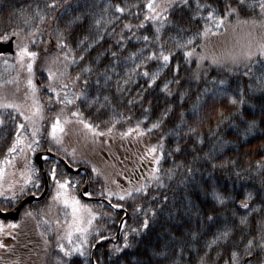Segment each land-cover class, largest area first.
Masks as SVG:
<instances>
[{
  "label": "trees",
  "instance_id": "obj_1",
  "mask_svg": "<svg viewBox=\"0 0 264 264\" xmlns=\"http://www.w3.org/2000/svg\"><path fill=\"white\" fill-rule=\"evenodd\" d=\"M111 2L121 3V6H124V0H111ZM128 2L143 3V0H128ZM200 2L211 4L213 8H219L218 14H223L224 0H200ZM51 3H58L57 8L46 7V4ZM104 3L105 0H67V2L66 0H0V33L15 29L20 31L23 39L28 36L29 32H37L35 37L30 38L35 39L36 44H31L29 39L23 40L24 43H29L31 50L40 54L34 66V82L40 89L37 95L39 102L44 106L45 122L37 131L35 139L40 142L41 150L51 149L56 154L65 157L75 168L82 166L89 168V162L83 154L80 155L79 150L73 155L75 159L70 156L68 153L69 139L58 145L49 135L53 118L64 106L56 104L54 94L44 90L48 83L47 73L41 69L46 67L47 61L55 55L59 54L63 57V53L67 51V49L61 50L56 47L61 33L65 38L62 42H66L75 51L78 59L82 49L77 46V42L89 35L93 18L102 14L101 7ZM37 4L41 14L45 16L44 22L41 23L37 19L31 27L26 26L23 16L34 15ZM16 9H23V15L17 13L12 16ZM132 11L141 10L132 9ZM194 12L195 0L190 8H183L178 3L175 14L183 15L187 21L190 16L194 15ZM82 14H84L83 23L70 25V21ZM199 16L206 17L207 10H202ZM259 17L257 10L254 13H242L240 20L259 19ZM142 18L143 11L139 19ZM139 19L126 13L115 24L108 25L107 31L102 32L104 41L97 44L90 52L85 53L86 60L79 62V66H69V72L73 77L84 66L90 65L93 72L83 74L73 89L77 93H86V97L76 101L75 105L64 108L61 118L73 121L65 125V127H71L77 119L71 113L78 109L85 122L94 127L98 126L96 131L108 133V129L115 124L110 134L96 137L100 142L117 143L109 148L117 154L114 160L117 161L118 167L121 166V169L131 168L132 165L136 167L147 148L162 143L164 158L159 165L160 181L149 183L147 195L136 194L135 201H118L115 196L110 197L112 203H121L127 207V214H125L122 210L112 209L109 202L103 200H109V198H106V194L101 195L106 190V182L102 173L99 174L92 170L89 193H92L91 197L97 200L86 201L80 197V189L86 181L85 174H70L60 161L54 158L45 159L44 168L49 174L50 181L49 193L42 202L27 205L21 210L17 221L19 228L12 230L15 239L3 240L12 250L0 249V264H57L59 259L67 261V258L55 254L56 251L50 249L48 244L45 245L46 235H41L43 233L42 224L46 220L43 209L48 206L56 190V185L50 175L53 167L56 168L57 179L61 182L69 181V179L75 180L73 183L77 189V197L98 216L94 222L93 234L89 237L88 251L91 253L89 264H93L97 259H99V264H231V251L242 252L246 240L260 231V224L264 222V167L258 165L264 164V149H262L264 121L261 120V105H264V96L257 95L250 100V104L255 105L254 108L247 105L242 108L245 114L244 120L255 118L258 121V126L253 133H247L246 124L243 120L233 117L232 113L235 109L227 105L226 98L213 95L219 84H213L212 81L225 79L232 91L236 90L237 83L246 89L247 85L254 81H249L248 77L243 76L246 68L242 65L236 69L239 73L237 75H232L226 70L227 68L199 65L200 50L197 49V45L202 41L199 37L195 41L196 51L190 62L186 61L184 51L191 50L192 46L177 50L169 43L168 48L176 54L169 67L161 73L160 79L151 88L148 87L147 78L140 74L145 70L144 67L141 66L137 71L132 72L133 62L125 59L130 53L139 52L143 48L145 51L135 63L147 64V70L150 72L158 70L159 62L143 60V56H147L155 49L151 44L145 45L142 40L125 39L126 50L120 54L119 61L114 65L110 54H106L100 64L91 63L98 53L105 52V49L109 47L113 51H120V46L115 45L118 37L109 35L113 27L116 33H119L125 23L135 25L139 23ZM235 22H237L236 17H230L226 24L231 25ZM205 23V20L199 18L192 20L191 30L184 33L182 39L186 40L198 31H202ZM92 31L94 33L95 30L92 29ZM133 31L137 36L149 34L144 29L134 28ZM124 34L126 38L131 35L126 30ZM168 35H175V33H166V38ZM88 42L91 43V39ZM254 62L250 65L252 74L259 76L257 73L261 68ZM177 64L179 65L178 73L175 71ZM11 65H15L14 59H9L7 64L4 61L0 62V84L4 85L0 88V94L2 95L9 88L7 87L9 84L5 81L15 80L18 77V83L26 85V95L32 104L30 90L27 87L26 71L21 73L18 65L15 67ZM113 66L115 71H111ZM105 68L109 69L107 75L111 76V80L107 83H105V78L99 75L105 71ZM98 78L99 84L96 83ZM174 78H178L180 84L171 82L169 88L172 94L168 95L161 89L165 82L173 81ZM84 79L88 80L87 85L84 84ZM50 96L53 97L51 102L49 101ZM97 96L100 99L93 103ZM104 96L109 97L111 104L104 100ZM221 100H224V103H221ZM220 112L224 113L226 119L219 115ZM0 116L4 118V124L0 125V168L6 160H12L16 174L14 177L19 180L18 188L14 191L18 192L20 187L24 186L28 193V195H18L14 201L5 199V197L12 196L10 190L8 194L0 195V208L13 211L31 193L40 195L43 192L44 179L41 171L37 170V176L32 179V183L24 185L28 162H24L13 153H8L9 147L15 141L17 131L24 137L25 129L18 130L17 128V125L23 124V120L18 117L17 112L7 114L3 111L0 112ZM165 116L166 119L162 120ZM161 121L159 129L143 137L137 136L136 133L123 139L120 136V133L126 132L129 128H135L138 124L141 130L147 131L153 123ZM193 128L196 129L195 134L190 131ZM199 139H203V144L198 142ZM28 142L29 139L26 138L25 143ZM119 145L122 149L117 151ZM178 145L182 151L177 153L173 150ZM189 168L192 169L191 172L188 171ZM35 183H39V188L34 186ZM68 191H71L70 187ZM249 192L254 198L250 207L244 209L240 207V204ZM214 194L222 195L224 203L215 199ZM133 203L142 207L140 213L133 214L132 207H128ZM61 208L63 207L59 204V212L62 211ZM253 209L256 211L253 212ZM150 210L155 211V217L151 215ZM26 211L32 212L33 215L26 216ZM145 213H148L149 228L141 230L139 235L131 233L130 228H140ZM209 216L213 219L208 220ZM242 216L248 217L247 225L239 224ZM122 219L127 220L128 228L120 230L118 236ZM226 229H234L232 238L227 242L219 240L216 244H212L215 237ZM96 230L110 239L97 244V248H92L91 244L96 243ZM125 231L129 232V242L132 247L118 255L114 254L112 251L114 246L123 247ZM2 239L0 237V240ZM209 245L212 246L209 247ZM155 252H165L167 255H154ZM82 261L81 257H73L69 264H82Z\"/></svg>",
  "mask_w": 264,
  "mask_h": 264
},
{
  "label": "snow or ice",
  "instance_id": "obj_2",
  "mask_svg": "<svg viewBox=\"0 0 264 264\" xmlns=\"http://www.w3.org/2000/svg\"><path fill=\"white\" fill-rule=\"evenodd\" d=\"M67 2V0H66ZM193 0H143V3H129L128 0H124V6H121V3H112L111 0H105V3L101 7V15L94 16L92 21V29H94V33L92 29L89 30V35L85 36L83 39H80L77 42V46L82 49L81 54L78 59L76 53L73 49L69 47L66 42H62L63 34L61 33L56 42V47L64 50L67 49L63 53V57L59 54L55 55L49 61H47V66L42 68L41 71L47 73V85L44 90L54 94V99L56 104H61L64 107L61 108L60 112L55 115L53 118V122L51 124V132L49 135L56 143L62 142V135L66 134L65 125L72 123L73 121L69 119L62 120V114L64 112V108H67L70 105H75L76 101L81 100L86 97V93L80 92L77 93L73 91L76 87L78 81L81 80L83 74H90L93 72V68L88 65L84 66L80 69V72L77 73L74 77L69 72L70 65L79 66V62L86 60L85 53L90 52L92 49L96 47L97 44H100L104 41L103 31H107L108 25L115 24L116 21L120 20L125 14H129L137 19L140 18L141 11H143V18L139 19V23L133 25L132 23H125L123 25V29L121 32L116 33L115 28H112L111 33L109 35H116L118 38L115 40V45L120 46V51H113L111 47L105 49V52L98 53L97 57L91 62L95 64L102 63V58L106 54H110L113 58V65L119 61L120 54L126 50V46L124 45L125 39L131 41L133 38L137 41H143L145 45L151 44L155 50L149 52L147 56H143L144 61H156L159 62L160 66L157 71L150 72L147 70V64H136V60L140 59L145 49H140L139 52L130 53L125 59L133 62L132 72L137 71L141 66L144 67V71L140 73L143 77L147 78L146 82H148V87L151 88L153 85L157 83V80L160 79L161 73L169 67L170 62L175 56V52L171 51L168 48L169 43H171L172 47L177 50L187 49L189 46H192L191 50L184 51V56L186 61L190 62L191 58L195 54L196 45L195 40L197 37L208 40L210 36L221 35L220 29L224 28L227 31L226 21L230 17H236L238 24H251L253 28L259 26L264 28V19L257 21L256 19L252 20H240V16L242 13H254L258 10L259 16L264 18V0H224L223 3V14L219 13V8H213L211 4H201L200 0H195V12L194 15L190 16L186 21L183 15H176L177 4L182 5L183 8H190ZM58 3L46 4L47 8L56 9ZM96 6V5H92ZM31 6H29L30 8ZM132 9H139L141 11H132ZM207 10L206 17H200L199 13L202 10ZM17 13L23 15V9H16L13 11L12 16H15ZM118 14V15H117ZM197 18L203 19L206 21L203 26L202 31H198L193 36L188 37L186 40H183V34L190 31V22L192 20H196ZM24 24L26 26L31 27L32 23L39 19V22L43 23L45 20V16L41 14L39 10V5H36V10L34 15H24ZM84 14L76 16L72 21H70V25L76 23H83ZM207 22H212L213 27H209ZM144 29L148 31L149 34L137 36L136 32L133 29ZM215 28V31L213 30ZM124 30L128 33H131L127 38L125 37ZM174 32L175 35H168L167 38L165 36L166 33ZM37 34L36 31H31L28 33L27 37L21 38L20 31L12 29L11 31L5 30L3 33H0V44H8L11 43L14 39L16 41L15 44V55L14 57L9 56H0V59L4 60V63L7 64L9 59L15 60V65H11V67L19 66L20 71H26L27 73V87L30 90V96L32 98V105L28 114H25V111L22 110L21 105L16 103H11L6 101V97H0V109H12L15 112H18L21 116H23L26 122H30L31 124H35L36 120L45 119L43 115L44 106L39 102L38 92L40 89L37 87V84L34 82L35 71L34 66L37 64L39 59V53L33 51L29 47V43H24V39H29L31 44H36L35 39H30L31 37H35ZM248 41L246 43L245 50L241 51L239 54L234 52H229L226 55L216 56L213 54L211 57L207 55L199 56L198 59L203 60H211V64L215 66L223 67L227 64H231L232 68H227L226 70L230 72L232 75L239 74L236 69L239 68L240 63L242 61H246L244 64L246 71L243 72V76L248 77L249 81H254L253 83H249L247 88L241 87L239 83H237V87L235 91H232L230 87L227 86L228 82L225 79H220L219 81H212L213 84L218 83L220 88L213 93L214 96H219L222 98H226L227 105L231 106L235 111L232 113L233 117L239 118L243 120L246 124L245 131L247 133L252 134L253 130L257 128L258 121L253 118L251 120H244V112L242 108L244 106H248L250 108H254V104H250V100L256 97L257 95L264 96V74L260 76H254L252 74L251 63L255 60L260 64H264V36H262L258 41L253 44V33L249 31L247 33ZM91 39V43L88 41ZM201 47H206L201 46ZM47 51V49H45ZM167 51V54H166ZM109 71L108 68H105L104 72L99 73L100 76L105 78V83L111 80V76L107 75ZM111 71H115L114 66L111 68ZM175 71L179 72V65H176ZM198 78V77H197ZM150 81V82H149ZM18 77L15 80L5 81L7 84L18 83ZM84 84H88V80L84 79ZM127 82V81H126ZM171 82H175L177 85L180 84V80L178 78H174L173 81L165 82L163 88L161 89L168 95H171V91L169 88V84ZM97 84L100 83L99 78L96 81ZM4 85L0 84V88H3ZM207 91V90H206ZM100 99L99 96L95 98L93 103ZM53 97H49V101L51 102ZM104 100L111 104V100L108 96H104ZM221 103H224V100H221ZM103 107V105H101ZM262 114L261 120L264 121V105H261ZM73 117H76V123L82 124L85 129L92 133L93 136H104L108 135L112 132L115 124H113L112 128L108 129V133L96 131V127L92 124L85 122L81 118V113L77 109V111H73L71 113ZM219 115L222 118L224 117V113L220 112ZM15 119V117H12ZM166 119V116L162 118ZM226 119V118H225ZM119 121H117L118 123ZM161 122L153 123L147 131L141 130L139 124L135 128H129L126 132L120 133L121 138H125L131 136L133 133H136L137 136L143 137L148 133L152 132L155 129H159L161 127ZM4 124V118L0 117V125ZM24 124L17 125L18 130L24 129ZM38 129L33 128L32 130V140L28 143H25L26 137H22L20 132L17 131L16 138L14 143L9 147L8 153H14L19 150L21 153L25 152V149L28 151H35L33 145H38L39 141L35 139L37 135ZM192 134L196 133V129L193 128L190 130ZM198 142L203 144V139H199ZM163 144L160 143L156 146H152L147 148L146 153L142 157V159H146L147 157H151L152 162H154L157 167L152 170L150 177L148 178L151 181H160V176L158 175L160 168L159 165L163 160ZM264 149V146H262ZM51 151V149H49ZM174 152H181L182 148L178 145L174 150ZM47 159V157H45ZM6 164H11L12 161L6 160ZM259 167H264V164L258 165ZM27 167V173L25 175L24 185L32 183V176L36 172V169ZM215 167V165H213ZM95 172L96 169L93 168ZM189 172L192 171L191 168L188 169ZM51 178L56 185L55 195L52 197L54 201L63 206L64 209V227L62 232H59L61 222L59 220L56 221L58 226V235H57V247L60 253L63 254V257L67 258V261L63 259L57 260V264H69L72 261L73 257H81L83 258L82 264H89V257L91 253L88 251V247L90 244L89 237L93 234L94 222L98 219L96 213L92 211V209L85 204H82L81 201L74 195H71L68 191L70 186V181L57 179L56 168L53 167L50 172ZM3 179V171L0 170V180ZM112 183H116L113 181ZM131 183V182H130ZM35 187L39 188V183H35ZM162 186V185H159ZM13 186H10L9 190H12ZM150 187V184H140L139 186H133L131 188H121L119 184H117V188L119 191H112L109 188H106L105 193H101V195L106 194V198H109L108 202L112 209L122 210L125 214H127V207L121 203H112L110 197L115 196L118 201H127L132 200L135 201L136 194L147 195V189ZM0 195H4L2 191H0ZM28 195L24 186H21L19 191H12L11 197H5V199L15 200L17 196ZM31 195L35 196V193H31ZM89 197L92 193H86ZM214 198L217 199L220 203H224V199L220 194H214ZM253 194L249 192L246 198L241 201L240 207L244 209H248L250 207L251 201L253 200ZM155 199V197H153ZM102 207V205H101ZM128 207H132L133 214L140 213L142 211V207L137 204H129ZM8 211L7 208H0V212ZM151 211V210H150ZM256 209H253L255 212ZM26 216L31 217L32 212L26 211ZM107 215V213H105ZM148 213H145V218L141 221L140 228L132 227L130 228L131 233H135L136 235L140 234L141 230H147L149 228V220L147 219ZM151 215L155 217V211H151ZM213 217L209 216L208 220H212ZM44 223H49L47 220ZM249 223L247 216L240 217L239 224L241 226L247 225ZM19 228V224L17 223H7L5 224L3 221H0V234L10 237L11 239H15V236L12 234V230ZM128 228L127 220H121V230ZM234 233V229H226L215 239L212 241V244H216L217 241L223 240L227 242L232 238ZM43 236L44 233H41ZM195 238V235H194ZM110 237L103 235L99 230L95 232V240L96 243H92L91 247L96 248L97 244L102 243L105 240H109ZM66 242V243H65ZM45 245L48 244L47 238L44 240ZM212 245H209L211 247ZM132 244L129 242V232H124V243L123 247L117 245L112 249L114 254H120L125 249L131 248ZM0 249H4L5 251H11L12 248L7 245L3 240H0ZM47 251V249H45ZM154 255L166 256L165 252H155ZM111 258V257H109ZM93 264H99V259H97ZM231 264H264V222L260 224V231L254 235L250 239L246 240V243L243 246L242 252L239 250L231 251Z\"/></svg>",
  "mask_w": 264,
  "mask_h": 264
},
{
  "label": "rangeland",
  "instance_id": "obj_3",
  "mask_svg": "<svg viewBox=\"0 0 264 264\" xmlns=\"http://www.w3.org/2000/svg\"><path fill=\"white\" fill-rule=\"evenodd\" d=\"M261 19H264V18L259 17V19H256V20L259 21ZM208 24H209V27H213L212 22ZM226 26H227V31H225L224 28H221L219 30L221 35L210 36L208 40L205 41L202 39V41L198 43L197 49L200 50L199 56L207 55L211 57L213 54H215L216 56H222V55H226L229 52H234L236 54H239L241 51L245 50L244 46L246 45L248 41L247 33L249 31L253 33V37H254L253 44L256 41H258L262 36H264V28H261L259 26L253 28L251 24H247V25L242 24V23L238 24L237 22L231 25L226 24ZM213 30L215 31V28H213ZM205 45L206 47H201ZM198 61H199L198 62L199 65L206 64V66L208 67L209 66L220 67V66L212 65L210 59L203 60V61L198 59ZM245 63L247 62L242 61L239 67H241V65L244 66ZM254 63L261 68V70H258L257 74H259V76L261 74H264L263 73L264 64H260L256 61ZM232 67L233 66L231 64H227L223 66V68H232ZM254 71H255V67H254ZM7 87H9L8 91H10V88H16V89L20 88L18 90L22 92L26 91V85H22L19 83H12V84H9ZM218 88H220V85L217 88H215L214 92H216ZM18 90H15L9 93L4 92L2 93L4 95L2 97H6L7 102L14 103L16 102V100L20 99L18 96L19 94L16 93L18 92ZM29 110L30 109H25L24 110L25 114H28ZM3 111H6L8 114L10 111H12V109H0V112H3ZM21 117L23 118V116ZM44 122H45V119L43 120L37 119L35 124L33 125L30 122L25 121V127H28L30 129L31 128L38 129L40 125H42V123ZM82 128L85 129L81 124H78V123L72 124V126L69 127V130L72 132L71 135H73L68 145L71 148L69 150L70 156L73 158L74 157L73 155H75V150L72 149V147L75 148V146H79V144L84 143L83 145L79 147V152L80 154L84 155V158H86L87 161L90 163L89 165H91L92 169L93 168L96 169L95 172H99V174L102 173L104 175L105 182H106V185H105L106 188H109L112 191H119L120 189L117 188V184H119L121 188H131L133 186H139L140 184L148 183L149 181L148 178L150 177L152 170L155 169V167L151 168L148 165V162H150L148 160L151 159V157H147L146 159H141L139 161V164L136 165V167L132 165L131 168L121 169V166L118 167L117 161L114 160V156L117 154L112 152V150L109 148L113 144L117 145V143L109 142L110 144L109 145V144H106L107 142H104V141L100 142L97 139L98 137H94L92 135H89L90 136L89 139L87 138L82 139L80 136L77 135V134H80L79 131H82ZM64 135H62L63 138H64ZM74 135H76V137ZM120 149H122V147L119 145V147H117V151H120ZM29 153H32V151H28L27 149H25L24 153H21L19 152V150H17V152H14L13 154L14 156H19L21 159L24 160V162H28ZM33 165L34 164L31 163L30 167L35 169V166L33 167ZM0 170L3 171V179L0 180V191H2L4 194H8L10 186H13L12 190L10 191L17 190L18 185H19L18 184L19 180L17 179V177L16 178L14 177L15 170H14L13 163H11L10 165L5 163L0 168ZM36 174H37V171L33 174V178H36ZM69 181H70L69 187L71 190L69 193L71 195L76 196L75 194L77 192V189L75 188L74 186L75 184L73 183L75 180L69 179ZM113 181H115L116 183H112ZM47 205L48 206L45 207V209L43 210L45 211L46 220L49 223L46 224L43 222L41 231L46 235V237H48L49 248L54 249V251H56L55 254L63 257V254L59 252L58 247H57L58 226L56 224V221L59 220L61 222L59 232H62L63 227H64V220H65L64 209L61 208L62 215L60 216L59 215V204L56 201H54L52 198ZM60 207H63V206L60 205ZM0 221H3L5 224L12 223L10 221L7 222L6 220H0ZM0 237H2L3 238L2 240L4 241L6 238H10L2 234H0Z\"/></svg>",
  "mask_w": 264,
  "mask_h": 264
},
{
  "label": "water",
  "instance_id": "obj_4",
  "mask_svg": "<svg viewBox=\"0 0 264 264\" xmlns=\"http://www.w3.org/2000/svg\"><path fill=\"white\" fill-rule=\"evenodd\" d=\"M15 53V49H14V40L11 42V43H8V44H0V54H11L13 55ZM44 156H52V157H56L58 158L59 160L63 161L65 163V167L71 172V173H80V172H85V174L87 175V182H86V185L84 186V189L82 191V197H86V193H88V187H89V183H90V180H91V172L89 169L87 168H80L78 170H74L73 168H71L70 166H68V164L60 157H57V155L55 154H52L50 152H44L42 154H39L37 157H35L37 159V161H39V159H42V157ZM41 162V161H40ZM41 164V163H40ZM41 166L43 167V165L41 164ZM41 167V168H42ZM43 169V168H42ZM43 175H44V178H45V181H46V187L44 188V192L42 193V195L38 198H36L35 196H31V197H28V199L26 198L24 201H23V204H21L19 206L18 209H16L15 211L13 212H8L7 213H4V212H0V217L3 218V219H16L18 217V210L21 209V207L24 205V204H30L34 201H41L43 200L46 195H47V192H48V178H47V173L46 171L43 169Z\"/></svg>",
  "mask_w": 264,
  "mask_h": 264
},
{
  "label": "flooded vegetation",
  "instance_id": "obj_5",
  "mask_svg": "<svg viewBox=\"0 0 264 264\" xmlns=\"http://www.w3.org/2000/svg\"><path fill=\"white\" fill-rule=\"evenodd\" d=\"M1 60H3V59H0V61H1ZM148 164H149V167H151V166L153 167V164H151V163H148ZM142 170H143V169H142ZM141 172H142V171H141Z\"/></svg>",
  "mask_w": 264,
  "mask_h": 264
}]
</instances>
